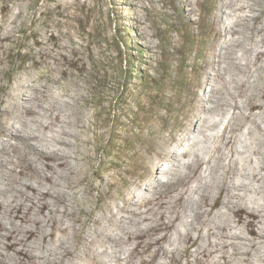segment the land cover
I'll return each mask as SVG.
<instances>
[{"label": "bare ground", "instance_id": "1", "mask_svg": "<svg viewBox=\"0 0 264 264\" xmlns=\"http://www.w3.org/2000/svg\"><path fill=\"white\" fill-rule=\"evenodd\" d=\"M1 1L7 10L16 0ZM197 1L181 0L187 14ZM240 1L244 3L237 8L250 11L249 20L264 22V5L257 7L260 0ZM229 5V0H221L218 9ZM19 14L8 21L12 26L8 30L0 25V79L6 42L13 24L22 17ZM246 15L242 16L246 19ZM220 17L217 13L212 19L214 41L224 33L227 38L219 48L212 43L207 53L212 62L199 67L198 87L203 95H197L187 108L186 102L183 119L174 126L164 125L149 130L150 138L140 137L135 146L138 176L122 194L113 192L117 186L113 174L94 168L97 155L90 153V146L97 150L99 143L87 136L91 128L83 113L73 110L74 122L66 115L81 95L69 93L72 101L57 95L50 106L41 105L51 117L42 124L51 133L37 143L32 141L35 135L27 127L38 110L30 100L44 99L48 85L39 76L29 83L26 78L32 73H25L11 96L13 107L23 108L24 118L11 124L4 120L0 128V186L29 173L42 179L24 185V198L0 197V264H264V201L257 206L243 201L246 178L254 179V192L264 191V137L248 141L251 145L244 149L236 146L237 133L246 122L250 125H245L244 132L251 138L258 131L264 134L259 122L264 118V86L253 88L264 73V23L260 26L263 48L255 52L256 69L242 79L240 74L250 69V62L231 47L242 32L232 24L221 27ZM1 20H6V14L0 15ZM226 85L235 90L226 92ZM218 110L232 116L216 136L221 143L211 149L195 147L198 136L218 124L210 122ZM11 111L4 105L0 114ZM22 146L36 154L43 172L19 154ZM244 158H249L250 169L241 164ZM136 189L141 192L137 194ZM105 197L112 201L103 203Z\"/></svg>", "mask_w": 264, "mask_h": 264}, {"label": "rangeland", "instance_id": "2", "mask_svg": "<svg viewBox=\"0 0 264 264\" xmlns=\"http://www.w3.org/2000/svg\"><path fill=\"white\" fill-rule=\"evenodd\" d=\"M220 2L198 0L194 11L187 14L181 0H16L10 2L11 7L7 10H3L0 0V15L6 14V20L0 21L3 31L8 30V21L15 14L22 16L13 24L12 38L6 42L4 49L0 109L7 105L12 111L0 114V128L4 120L11 124L24 118L23 108L20 105L18 109L14 108L11 96L28 72L32 73L30 78H26L29 83L34 84V79L39 76L40 82L48 85L44 99L30 100V104L38 110L31 114L30 117L35 120L29 122L27 127L36 136L32 138L35 143L51 133L42 124L51 120L43 107L50 106L57 95L69 100L70 94L81 95L79 100L83 102L71 100L73 108L68 107L66 115L74 122L73 110L83 113L91 128L87 136L99 143L97 150L93 144L90 146V153L97 155L94 168L114 175L117 186L113 192H126L132 186V180L138 176L135 146L140 142V137L150 138L152 134L149 130L164 125L174 126L180 118L183 119L182 110L194 104L197 95L204 93L198 87L201 77L199 67L203 62H212L207 56L212 43L219 48L227 38L223 32L214 41L213 16L220 13L224 21L221 27L232 24L242 32L240 41L231 47L251 66L240 77L247 79L256 69L255 52L257 48H263L260 26L264 22L249 20L252 13L237 8L244 3L240 0H229L230 5L222 11L218 9ZM259 2L257 7H262L264 0ZM243 13H247L246 19ZM207 68L211 69L209 65ZM232 86L226 85L223 89L226 92L234 91ZM263 86L264 73L253 88L261 90ZM80 104H83L82 108ZM230 114L224 115L222 110L213 114L210 122L218 124L214 129L200 134L195 147L211 149L220 144L221 138L216 136L229 124ZM259 122L264 127V118ZM245 125L250 123L246 122L243 131L237 133L236 146L240 149L251 145L248 141L256 139L257 142L264 137L258 131L251 138L244 132ZM163 133L167 135L168 132ZM97 135L99 139H95ZM22 148L18 150L19 154L26 155L35 162V169L43 172L42 166L36 163V154ZM236 155L240 158L238 153ZM248 159L244 158L241 164L250 169L252 164ZM36 176L29 173L7 179L0 186V197L24 198V185L37 184L42 179ZM245 182L247 186L243 188V201L260 205L264 201V191H253L256 187L253 178H246ZM192 184L195 185V182ZM135 191L137 194L141 192L140 189ZM101 201L107 203L112 199L105 197Z\"/></svg>", "mask_w": 264, "mask_h": 264}]
</instances>
